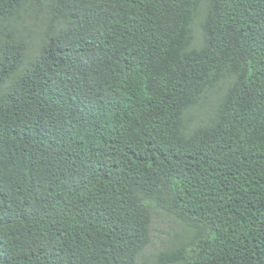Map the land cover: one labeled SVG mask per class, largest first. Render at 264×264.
Returning <instances> with one entry per match:
<instances>
[{
	"label": "trees",
	"instance_id": "16d2710c",
	"mask_svg": "<svg viewBox=\"0 0 264 264\" xmlns=\"http://www.w3.org/2000/svg\"><path fill=\"white\" fill-rule=\"evenodd\" d=\"M146 262L264 264V0H0V264Z\"/></svg>",
	"mask_w": 264,
	"mask_h": 264
},
{
	"label": "rangeland",
	"instance_id": "374dc122",
	"mask_svg": "<svg viewBox=\"0 0 264 264\" xmlns=\"http://www.w3.org/2000/svg\"><path fill=\"white\" fill-rule=\"evenodd\" d=\"M205 11V8H204ZM203 12V11H202ZM202 13H200L195 21L194 24V29H195V35L196 37H198L201 34V28L199 25V22L202 18ZM200 44L199 39H196L194 45ZM218 98V91H209L207 92L203 98L201 99L200 103L198 105H196L193 109V114L195 116H197L198 118L201 116H206L207 113H210L213 109L214 104L216 103V100ZM165 226V225H164ZM156 227L158 228H162L160 225H156ZM165 228H167L165 226ZM163 239L165 240H160L157 241V243L153 244V246L147 248L145 251L149 252L148 250H153L154 248L157 249V246L161 245V244H167L170 243L169 238L166 236V234L164 236H162ZM172 239V238H171ZM141 261H147L145 258V255L142 254V256L140 257V262ZM146 264H151V262H146Z\"/></svg>",
	"mask_w": 264,
	"mask_h": 264
}]
</instances>
